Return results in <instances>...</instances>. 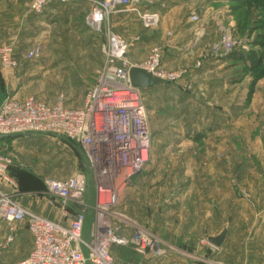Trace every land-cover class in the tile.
Segmentation results:
<instances>
[{
    "label": "rangeland",
    "instance_id": "1",
    "mask_svg": "<svg viewBox=\"0 0 264 264\" xmlns=\"http://www.w3.org/2000/svg\"><path fill=\"white\" fill-rule=\"evenodd\" d=\"M32 1L0 0V49L11 46L17 62L7 68L0 54V105L8 96L52 104L64 93L67 105L82 106L105 64L108 36L88 26L90 10L72 11L70 4L44 26V35L33 33L31 43L16 48L6 38L16 36L23 9L36 21ZM163 3L136 0L132 6L159 13L161 21L149 40L130 50L129 60L144 62L158 45L167 70L186 73L142 90L153 144L143 172L116 209L131 222L112 221L127 226L121 235L147 230L165 251L159 264H264V64L246 72L231 56L233 50L254 51L264 60V0ZM106 29L127 40L144 31L135 11L114 15ZM171 37H177L174 43L168 42ZM225 39L233 42L232 50L225 49ZM38 44L40 53L30 59ZM0 155L10 160L14 181L0 182V189L19 204L37 198L48 203L45 179L77 172L86 177L84 199L96 192L94 169L77 140L36 134L14 145L0 142ZM57 207L61 214L62 205ZM223 230L226 239L215 247L208 237ZM112 254L116 264V257L145 262L131 245L114 246Z\"/></svg>",
    "mask_w": 264,
    "mask_h": 264
},
{
    "label": "built area",
    "instance_id": "2",
    "mask_svg": "<svg viewBox=\"0 0 264 264\" xmlns=\"http://www.w3.org/2000/svg\"><path fill=\"white\" fill-rule=\"evenodd\" d=\"M53 1L33 0L30 11L41 15ZM135 1L96 0L92 4L87 24L95 32L107 34L108 44L104 47L105 64L82 106L67 105L64 93L52 104L35 96L24 99L8 96L0 105V137L64 135L81 142L94 169L96 199L90 239L84 237L87 185L83 173H74L67 179H45L50 204H61L63 216H69L66 224L30 211L16 202L13 194L0 189V218L11 229L6 244L13 241L15 226L20 222L27 223L33 237V248L22 264H115L112 254L115 245H131L145 258L144 264H159L158 258L165 253L147 230L137 227L131 235H121V230L127 226L112 221L118 218V221L127 222L128 218L116 209L123 204L124 196L136 177L143 172L153 144L150 117L141 95L145 88L132 85L129 71L131 67L138 66L163 79V83L178 81L186 73L183 69L167 70L163 51L158 45L150 49L144 62L132 63L128 55L142 40L141 36L127 40L112 29L105 31L106 24L114 15L130 11L137 12L145 30L158 28L161 21L159 13L137 11L132 7ZM159 1L163 3L164 0ZM194 19L198 18L194 16ZM233 45L231 40L225 39L226 50H232ZM40 50L41 45L38 44L28 57L35 59ZM12 53L11 46L0 49L2 63L7 68L17 66ZM10 163L0 155V182L7 185L14 184L9 177ZM71 205L78 207L72 215Z\"/></svg>",
    "mask_w": 264,
    "mask_h": 264
},
{
    "label": "crops",
    "instance_id": "3",
    "mask_svg": "<svg viewBox=\"0 0 264 264\" xmlns=\"http://www.w3.org/2000/svg\"><path fill=\"white\" fill-rule=\"evenodd\" d=\"M95 0H71V3H68L66 1L61 0H54L50 5H48L42 15H37L36 21H29L27 17V11L25 13V6L23 9V15L20 17V25L18 24L16 28V36L13 38H6L7 43L13 44L14 47L18 48L19 46H22V49L28 45V43H31L32 37L34 36L33 33H36V36L38 34L44 35V31L46 30L44 26H47V24H50L59 17V13L61 12V8L69 7L71 4V10L72 11H87L91 9L92 2ZM160 2V1H159ZM67 3V4H66ZM85 3V4H83ZM161 3V2H160ZM164 7V3L160 4ZM135 9L138 11L139 9L135 7ZM116 19V18H115ZM117 24H118V19ZM115 20V21H116ZM120 20V19H119ZM144 29V28H143ZM117 30L119 28L117 27ZM143 33L139 34L142 38V41H139L136 43L137 47H140L141 42H145L144 40H149L151 36L153 35L151 31L145 30L142 31ZM137 35V34H135ZM157 37V35H155ZM173 36V35H172ZM155 37V38H156ZM133 38V35L131 39ZM177 37L169 39V43H174ZM27 49H25L26 51ZM135 50V49H134ZM150 51V50H149ZM9 73V72H6ZM71 107H78V106H71ZM80 107V106H79ZM36 136V134H30V135H19V136H12V137H0V142H3L5 144H12L18 140H22L23 138L33 137ZM140 176V175H139ZM138 176V177H139ZM134 180L133 184L129 187V189L133 188L137 178ZM1 186V185H0ZM128 189V190H129ZM128 192V191H127ZM85 196V195H84ZM96 199V193L91 196L90 194H87L85 202L87 204L86 208V222L84 227V237L86 239L91 238V231H92V224L94 221V209L93 205L95 203ZM21 204V203H20ZM25 208L29 209L30 211L40 214L44 217H47L51 220L62 222L64 224L68 223L67 218H65L64 211L61 210V214L59 213L60 210L57 206H52L50 204V200H48V203L44 201V199L37 198V202H31L29 204H21ZM76 210H78V207L71 205V214H73ZM88 229V232L86 233V229ZM11 234V229L7 222H5L2 218H0V264H22V262L29 256L32 248H33V237L28 229L27 223L20 222L17 223L15 226V230L13 232L14 239L11 243H7L8 236ZM119 247V246H117ZM123 247V246H120ZM138 257H142L140 254L136 252ZM120 257H116V260H118V264H135L134 258H128V259H119ZM115 259V256H114ZM161 257L158 258V261H160ZM116 264V263H115Z\"/></svg>",
    "mask_w": 264,
    "mask_h": 264
},
{
    "label": "water",
    "instance_id": "4",
    "mask_svg": "<svg viewBox=\"0 0 264 264\" xmlns=\"http://www.w3.org/2000/svg\"><path fill=\"white\" fill-rule=\"evenodd\" d=\"M129 75L132 85L140 88H151L154 86L161 85L164 82L163 79L153 75L150 72H147L146 70L138 66L131 67ZM226 236L227 230H223L220 235L210 236L208 237V240L215 247L219 248L223 245Z\"/></svg>",
    "mask_w": 264,
    "mask_h": 264
},
{
    "label": "trees",
    "instance_id": "5",
    "mask_svg": "<svg viewBox=\"0 0 264 264\" xmlns=\"http://www.w3.org/2000/svg\"><path fill=\"white\" fill-rule=\"evenodd\" d=\"M231 56L233 59L241 61L244 64L246 72L255 71L256 69L262 67V65L264 64L263 57L258 55L254 51L246 54L245 52H236L233 50Z\"/></svg>",
    "mask_w": 264,
    "mask_h": 264
}]
</instances>
